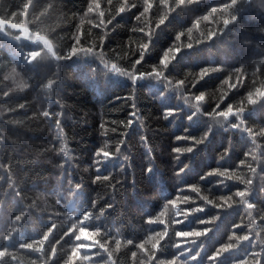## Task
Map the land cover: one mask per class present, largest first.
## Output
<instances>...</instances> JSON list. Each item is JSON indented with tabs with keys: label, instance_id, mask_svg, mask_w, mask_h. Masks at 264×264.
<instances>
[{
	"label": "trees",
	"instance_id": "obj_1",
	"mask_svg": "<svg viewBox=\"0 0 264 264\" xmlns=\"http://www.w3.org/2000/svg\"><path fill=\"white\" fill-rule=\"evenodd\" d=\"M229 2L195 0L175 8L176 0H169L175 11L168 12L160 0H151L152 10L138 20L144 0H99L103 19L111 23L93 27L100 20L87 11L93 0H0V264H214L209 255L227 244L234 248L217 264L243 259L255 264L253 251L261 252L264 264V136L256 135L264 131V100L246 107L244 124L236 128L234 116L223 121L213 112L238 107L242 100L246 105L249 91L264 90V0H235L237 19L225 28L219 10L211 23L203 21ZM198 19L200 28L189 41L187 29ZM141 27L154 31L151 39ZM212 30L217 35L209 40ZM181 31L185 35L176 42ZM20 35L28 42L44 38L49 47ZM77 36L82 43L76 44ZM189 42L193 47H184ZM143 43L149 49L134 68ZM174 45L182 50L161 69V79L145 75L133 83L104 66V61L116 64L139 77L159 68L163 52ZM75 47L93 53L78 51L68 58ZM206 68L220 70L199 80ZM178 80L185 84L175 88ZM225 80L240 86L230 90ZM198 94L205 101L196 113L192 103ZM105 142L112 157L95 171L94 155ZM178 147L192 151L176 158ZM215 171L233 179L208 175ZM96 176L110 179L94 183ZM247 179L253 184L241 182ZM246 186L252 209L234 196ZM228 195L233 200L221 205L218 197ZM165 230L154 256L148 255L154 241L143 252L136 247ZM205 230H210L206 236H176ZM243 235L250 239L240 240ZM88 251L92 258L80 255Z\"/></svg>",
	"mask_w": 264,
	"mask_h": 264
},
{
	"label": "snow or ice",
	"instance_id": "obj_2",
	"mask_svg": "<svg viewBox=\"0 0 264 264\" xmlns=\"http://www.w3.org/2000/svg\"><path fill=\"white\" fill-rule=\"evenodd\" d=\"M111 2H112V0H108L109 4H111ZM194 2H195V0H176L175 8L181 7V6L185 5V4H191V3H194ZM160 5H161V7L167 9L168 12L175 11V8H173V6L169 4V0H160ZM126 7H127V4L119 7L118 12L119 13H124L125 10H126ZM152 8H153V4L151 3V0H144L143 12L140 14V16L137 17V19L139 20L142 16L148 14L152 10ZM234 8H236L235 0H230V2L227 5L223 6L220 9L213 8L206 15H204L202 17V19H203V21L211 23L212 22V18L215 17L217 11L219 10V11H221V12H223L225 14V17L222 20V23H223L224 28H225L230 23L235 22L236 19H237L236 15H234L233 11H232ZM87 11H88V13H92L93 11H95L97 13V15L100 17L99 23H94L93 27H101V26L106 27L107 24L111 23L110 20L105 22V20L103 19L105 13L101 9V4L99 3V0H93V3L88 7ZM167 17H168L167 14L160 16L159 23L156 25V29L159 28L161 25H163L165 23ZM199 28H200V20L198 19V20L195 21V23L192 24V26L190 28L187 29V35H188V40L189 41L192 40L193 30L194 29L198 30ZM139 31L144 33V35L148 36L149 39H151L152 35L154 34V31L144 32V28L143 27H141L139 29ZM184 35H185V33L183 31L179 32L174 38L175 41L176 42H180ZM216 35H217V31H215V30L209 31L208 32V39L212 40ZM75 40H76V44L82 43L80 41L79 36H77L75 38ZM197 43H199V41H197ZM140 47L142 49H144V51L140 52V59L135 60L134 65H133L134 68H135V65H140L142 63L143 57L146 54L147 50L149 49V43H143V44L140 45ZM184 47L191 48V47H193V43L189 42ZM181 50L182 49H181V47L179 45H174V46L169 47L168 49H166L163 52V55H162V57L159 60V66L160 67L159 68L154 67L151 73H147V74L140 73L139 77H137V75H135L133 72H125L122 68L117 67L116 64H112L109 67L108 63L106 61H104V66H105V68H108V70L110 72L116 73V74L121 75V76L129 77L133 83H135L138 79L144 78L145 75L154 76V77H156L158 79H161L165 75V71H163L161 69L167 70L168 66L172 63V61L176 58V56L180 53ZM78 51H82V52H84L86 54H92L93 53V49L90 48V47L89 48H80V49L75 47V48H71L70 49V52L68 54V58L69 57H73V56H77ZM102 60H103V58H102ZM219 70L220 69H218V68L202 69L199 72V80L203 79L205 76L209 75L210 73L215 72V71H219ZM235 71L237 73H239V72H241V69H237ZM199 80L197 81V83L199 82ZM167 83L169 85H173L172 80H168ZM224 83L230 85V90H234V89H236V88H238L240 86V82L239 81H237V83H230V81L225 80ZM184 84H185L184 80H178L176 82V84L174 85V87L175 88H180ZM193 87H195V84H193ZM227 95L228 94L226 93L225 96H227ZM183 99L185 100V102H189L190 101V98L188 96H184ZM245 100H246V105H245V101L242 100L240 106H238V107L237 106H233V105H229L226 108V110H220V111L214 110L213 112L215 113L216 117L222 118L223 121H227L230 117L234 116L236 121H237V123L231 125V127H233V128L242 126L244 124V121L241 119V117H242L243 113L246 111V107L253 106V105L257 104L260 100H264V90H262L261 88H256L254 92L253 91H249L247 96L245 97ZM194 101H195V103H192V107L195 109L196 113H199L200 112V105L202 104V102L205 101V96L203 94L195 95L194 96ZM218 108H219V104L216 105V109H218ZM131 115L133 117H136L138 115V113L133 111L131 113ZM171 115H172V112H170V111L166 112V113L163 114V118L167 119ZM209 115L212 116V113H210ZM49 116H50V113L48 112L46 114V117H49ZM132 123H133L132 119H129L127 121V125H129V126L132 125ZM57 125H59L58 121H57ZM112 131L115 132V131H117V129L113 128ZM247 131H248V135L250 137H253V143L255 144L256 141H255V138L253 136L252 129H248ZM256 135L264 136V131L256 133ZM178 139H186V138L180 137ZM202 142H203L202 139L193 141V143H196V144L202 143ZM120 143L122 144L123 141H120ZM119 149H120V147L117 146V148H116V152L117 153H118ZM173 151L176 154V158H179L180 155L188 153V152H191L192 149L191 148H187V147H184V148H179L178 147V148L174 149ZM64 154L67 155V152H65ZM111 157H112V155L107 150V142H105L104 147H101L97 151V153H95V155H94L95 171L99 170L101 164L104 161H106L109 158H111ZM240 163L243 164L244 161H241ZM148 171H151V169H149ZM180 171H182V169ZM252 172L255 173L256 169L252 168ZM177 175H179V172L177 173ZM208 175L209 176L217 175V176L225 177V179H227V180L233 179V177L231 175H226V171L210 172V173H208ZM109 179L110 178L107 177V176H104V177L96 176V177L93 178V182L96 183V182L101 181V180L108 181ZM241 182L245 183L246 185H252L253 184V180L252 179H247L246 181H241ZM250 189H251L250 187L246 186L244 190H237L234 193L235 197L240 198L239 201H237V202L246 205V207L248 209H252L253 206H254L252 203L248 202L247 199H245L248 196V194L250 193ZM191 191L196 192L197 194L200 193V189L196 188V187H192ZM200 198L202 200H204L205 203H208V204H211L213 202L211 199H209V196H200ZM218 198L221 201V205L233 200V196L232 195L220 196ZM184 199L187 200L188 197L185 196ZM175 203H176L175 201H172L173 207H175ZM229 206H231V205H229ZM194 211L202 212V211H204V209L203 208H197ZM161 215H163V213H161ZM92 217H93V214L89 213L87 222L90 219H92ZM87 222H86V224H87ZM159 222L161 224L164 223L163 220H160ZM200 222L201 223H205V222H210V221L202 220ZM86 224H81L80 227L85 229L86 231H89V228L86 227ZM208 231H210V230H205V231H177L176 232V236L177 237H185V238L186 237H193V236L194 237H201V236H206ZM99 234L100 233L98 231L95 233V235H97V236ZM69 235H72V233H68L67 234V236H69ZM165 235H167V231L166 230L164 232H157L156 237L149 236L148 240H146L144 243L137 244L136 247L139 248L143 252V251H145V244L148 243L149 241H154L152 243V252L148 253L149 256H154L156 251L158 250V247H163V245L160 244V241H162L164 239ZM229 238L231 239L232 237H229ZM249 239L250 238H249L248 235H243V236L240 237V240H243V241H248ZM76 241H80V239L77 238ZM193 242L195 243V241H193ZM128 243L131 244L132 241L129 240ZM115 244H116V250L118 251L119 247H120V244H121V241L119 239H116ZM100 247H101V252L102 253L107 252V249H105L102 244L100 245ZM176 247L180 248L181 246L179 244H177ZM233 248H234V245H232V244L223 245V246L219 247L214 254L209 255L208 259L210 261H213L214 264H217V261L222 257V254L228 253ZM80 255L81 256L89 255L92 258L91 251H88V252H85V253H80ZM132 255H133V257H135L136 253L133 252ZM181 255H183V252L181 253ZM197 255H193L192 259L196 260L197 259ZM250 255L252 257H256L257 258L255 260V264H262L261 260L259 259V257L261 256V252L253 251V252L250 253ZM108 256H111V253H108ZM173 264H174V262H173ZM239 264H249V260L248 259H243L242 261H239Z\"/></svg>",
	"mask_w": 264,
	"mask_h": 264
},
{
	"label": "rangeland",
	"instance_id": "obj_3",
	"mask_svg": "<svg viewBox=\"0 0 264 264\" xmlns=\"http://www.w3.org/2000/svg\"><path fill=\"white\" fill-rule=\"evenodd\" d=\"M3 27H4V24H3V23H0V28L2 29ZM17 30H18V31H21V32L24 31L23 29H19V28H17ZM19 37H20V39H23V40L26 41L27 43H34V44L40 43V44H42L45 48H48V47H49V44L47 43V41H46L44 38L37 37L34 41H32V42H28V41H27V38H25L23 35H20Z\"/></svg>",
	"mask_w": 264,
	"mask_h": 264
}]
</instances>
